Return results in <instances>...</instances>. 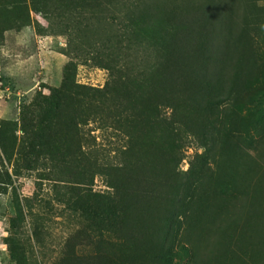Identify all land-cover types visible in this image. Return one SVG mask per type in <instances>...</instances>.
I'll use <instances>...</instances> for the list:
<instances>
[{
	"label": "trees",
	"instance_id": "16d2710c",
	"mask_svg": "<svg viewBox=\"0 0 264 264\" xmlns=\"http://www.w3.org/2000/svg\"><path fill=\"white\" fill-rule=\"evenodd\" d=\"M262 1L0 0V46L32 14L66 38L59 87L0 119V193L36 174L79 219L54 264H264ZM81 63L107 72L102 88L77 82ZM90 125L123 145L93 149ZM193 140L204 154L184 172ZM33 210L19 201L10 221L15 264L44 244L37 220L20 233Z\"/></svg>",
	"mask_w": 264,
	"mask_h": 264
},
{
	"label": "rangeland",
	"instance_id": "374dc122",
	"mask_svg": "<svg viewBox=\"0 0 264 264\" xmlns=\"http://www.w3.org/2000/svg\"><path fill=\"white\" fill-rule=\"evenodd\" d=\"M253 8L264 10V1L252 4ZM33 28L19 34L9 33L0 46V119L15 121L18 119L20 107L29 103L33 96L48 87H59L62 80V71L68 59L58 52L64 48L66 38L42 35L36 24L48 27L47 22L40 16L32 14ZM255 47L258 56L260 73L264 68V35L255 36ZM108 79L107 72L91 65L81 63L78 69L77 82L93 88H102ZM261 82L255 84L252 95H255ZM244 102V101H243ZM242 103V101H241ZM242 109V107H241ZM93 131L91 137H96L93 149H99L109 154L123 145V137L113 130L107 132L94 131L95 126L85 129ZM204 150L197 141H191L186 149L185 159L181 165L184 172H189L195 164L200 165ZM112 156V154H110ZM193 164V165H192ZM36 174L25 176L15 181L7 192L0 193V264H15L10 256L5 239L9 236V224L16 217L17 202L31 200L34 215L29 216L26 229L21 236L32 238L31 228L37 220L42 225L44 244L34 247L30 264H54L61 256L65 240L80 226L79 219L66 210L59 202V195L49 183H42L38 187ZM94 191H107L103 181L95 180ZM60 190V189H59ZM36 195L38 198H35ZM33 200V201H32ZM27 204V203H26Z\"/></svg>",
	"mask_w": 264,
	"mask_h": 264
}]
</instances>
